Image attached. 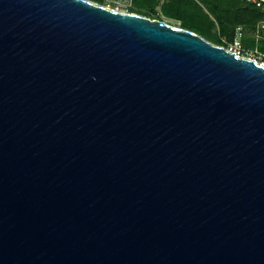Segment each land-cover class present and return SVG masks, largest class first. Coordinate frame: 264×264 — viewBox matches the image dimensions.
Returning a JSON list of instances; mask_svg holds the SVG:
<instances>
[{
	"label": "water",
	"instance_id": "95a60500",
	"mask_svg": "<svg viewBox=\"0 0 264 264\" xmlns=\"http://www.w3.org/2000/svg\"><path fill=\"white\" fill-rule=\"evenodd\" d=\"M0 264H264V68L88 0H0Z\"/></svg>",
	"mask_w": 264,
	"mask_h": 264
},
{
	"label": "trees",
	"instance_id": "16d2710c",
	"mask_svg": "<svg viewBox=\"0 0 264 264\" xmlns=\"http://www.w3.org/2000/svg\"><path fill=\"white\" fill-rule=\"evenodd\" d=\"M100 6L108 1L124 0H88ZM130 6L127 13L149 19L161 20V17L181 24V28L198 34L204 40L216 46H224L233 38L236 26H242L245 47H257L264 53V31L255 43L251 38L254 25L263 18L259 10L241 0H127Z\"/></svg>",
	"mask_w": 264,
	"mask_h": 264
},
{
	"label": "built area",
	"instance_id": "2783aa9c",
	"mask_svg": "<svg viewBox=\"0 0 264 264\" xmlns=\"http://www.w3.org/2000/svg\"><path fill=\"white\" fill-rule=\"evenodd\" d=\"M124 1L129 3V1L127 0ZM241 1L245 2L248 5L253 6L257 10H259L263 15V18L254 25L250 35L252 40L256 43L260 38V33L264 31V0H241ZM243 39H244V30L242 26H236L233 31L232 40L229 42L223 40V42L225 43V47L224 46H219V47H222L226 52L230 54H234L236 58L249 60L251 62H254L256 65L262 66L264 68V53L260 52L257 49V47L250 48L243 46L242 44Z\"/></svg>",
	"mask_w": 264,
	"mask_h": 264
},
{
	"label": "rangeland",
	"instance_id": "374dc122",
	"mask_svg": "<svg viewBox=\"0 0 264 264\" xmlns=\"http://www.w3.org/2000/svg\"><path fill=\"white\" fill-rule=\"evenodd\" d=\"M130 6L129 3L125 2V1H115V2H111V1H108L106 4H105V7L109 8V9H113V10H117L119 12H123V13H127V8ZM161 20L163 22H166L172 26H176V27H180L181 24L178 23V22H175L173 20H170V19H166L164 17H161Z\"/></svg>",
	"mask_w": 264,
	"mask_h": 264
}]
</instances>
